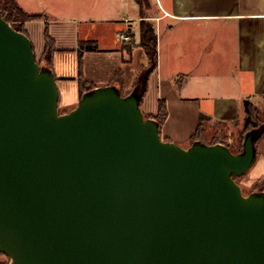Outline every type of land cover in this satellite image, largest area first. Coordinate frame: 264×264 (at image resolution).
<instances>
[{
    "label": "water",
    "instance_id": "95a60500",
    "mask_svg": "<svg viewBox=\"0 0 264 264\" xmlns=\"http://www.w3.org/2000/svg\"><path fill=\"white\" fill-rule=\"evenodd\" d=\"M141 91L59 112L53 71L0 6V252L11 264H264V191L244 150L163 139Z\"/></svg>",
    "mask_w": 264,
    "mask_h": 264
},
{
    "label": "crops",
    "instance_id": "0c3cea01",
    "mask_svg": "<svg viewBox=\"0 0 264 264\" xmlns=\"http://www.w3.org/2000/svg\"><path fill=\"white\" fill-rule=\"evenodd\" d=\"M18 2L28 12L45 15L25 22L38 58L45 51L47 28L55 39L50 69L60 113L78 105L81 77L95 88L115 85L123 95L139 88L146 117L155 118L160 101H166L163 139L189 148L201 114L210 116V123L243 126L245 100L260 107L264 99V0ZM142 19L151 20L157 31L155 68L141 45ZM125 32L131 40H123ZM82 42H96L97 48L85 47L81 54ZM255 144L256 159L237 180L250 190L264 178V130ZM252 173L254 181L247 182ZM0 264H11L10 256L0 252Z\"/></svg>",
    "mask_w": 264,
    "mask_h": 264
},
{
    "label": "trees",
    "instance_id": "16d2710c",
    "mask_svg": "<svg viewBox=\"0 0 264 264\" xmlns=\"http://www.w3.org/2000/svg\"><path fill=\"white\" fill-rule=\"evenodd\" d=\"M141 5L145 4L146 0H137ZM0 6L2 10L3 17L17 30L22 31L28 37H30L27 28L25 27V22L32 19L42 18L45 15L42 13H31L26 11L18 2V0H0ZM146 16V15H144ZM141 27V45L145 48L149 55L150 67L155 68L158 63V35L154 23L151 20L142 19L140 23ZM46 47L43 55L39 58L41 66L50 68L53 60L54 53L56 51L55 39L51 36L46 29ZM85 45V46H84ZM85 47L97 48L96 42L94 44H84L81 43V54ZM96 86L93 82L88 81L81 77L80 80V95L83 96L84 93L94 89ZM245 110L246 116L244 119L243 126L240 127L239 136L237 139L238 146L234 148L231 144L232 135L229 132H225V127L228 124L223 125L222 121H216L210 123L211 117L205 114H201L200 122L191 136L192 143L196 141H202L207 144L223 143L227 145L234 153H240L244 150V142L247 133L253 129L263 128L264 130V109L254 104L250 100H245ZM168 116V109L165 100L160 101L159 112L154 116L161 125L164 123ZM239 122H236L237 125ZM222 127H217V126ZM231 135V136H230ZM233 141V140H232ZM236 180L241 175H233ZM264 178L259 179L252 186L251 192H262L264 191Z\"/></svg>",
    "mask_w": 264,
    "mask_h": 264
},
{
    "label": "rangeland",
    "instance_id": "374dc122",
    "mask_svg": "<svg viewBox=\"0 0 264 264\" xmlns=\"http://www.w3.org/2000/svg\"><path fill=\"white\" fill-rule=\"evenodd\" d=\"M36 58L39 60L37 55H36ZM259 105H260L261 109H264V99H263V101H261L259 103ZM215 126H217V125H215ZM217 127H222V126H217ZM240 127H242V126L237 125V124H229L228 126L225 127V132H229L232 135L231 144H233L234 148H236L238 146L237 139L238 138L240 139V136H239L240 134H239V132L237 130H239ZM246 174H249V173H246ZM254 179L255 178L253 177V173H252L251 176H250V180H248L247 182H249V181L251 182L252 180L254 181ZM242 189H243L244 194H249L250 189L247 186H243Z\"/></svg>",
    "mask_w": 264,
    "mask_h": 264
},
{
    "label": "built area",
    "instance_id": "2783aa9c",
    "mask_svg": "<svg viewBox=\"0 0 264 264\" xmlns=\"http://www.w3.org/2000/svg\"><path fill=\"white\" fill-rule=\"evenodd\" d=\"M121 37L123 38V40H131V35L129 32L121 34Z\"/></svg>",
    "mask_w": 264,
    "mask_h": 264
}]
</instances>
